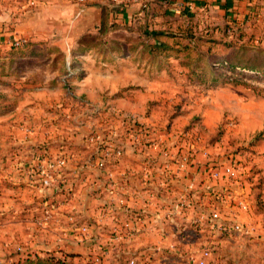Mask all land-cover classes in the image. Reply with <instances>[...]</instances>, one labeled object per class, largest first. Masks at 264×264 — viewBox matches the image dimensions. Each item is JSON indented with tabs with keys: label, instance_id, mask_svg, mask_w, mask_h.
<instances>
[{
	"label": "rangeland",
	"instance_id": "1",
	"mask_svg": "<svg viewBox=\"0 0 264 264\" xmlns=\"http://www.w3.org/2000/svg\"><path fill=\"white\" fill-rule=\"evenodd\" d=\"M47 19L36 26L41 36L36 40L13 34L8 39L29 43L0 46V258L18 253L55 255L68 264H129L132 259L135 264H191V254L199 257L209 247L208 264H264V73L221 61L234 50L210 42L215 34L155 37L127 24L80 32L58 14ZM156 40L162 42L159 48ZM251 58L264 61V44L249 43L234 62ZM121 96L146 106V129L198 157L202 171L231 160L244 167L250 208L240 219L248 233L223 234L190 220L178 234L176 254L171 248L155 256L126 250L104 261L98 252L53 254L31 244L50 225L48 209L30 208L40 200L33 192L27 193L32 200L25 208L22 195L6 193L4 181L11 177L5 172L16 167L7 158L18 155L28 162L30 154L45 150L96 151L93 142L110 131L129 137L131 122L115 112L126 103ZM223 183L212 182L220 188Z\"/></svg>",
	"mask_w": 264,
	"mask_h": 264
},
{
	"label": "crops",
	"instance_id": "2",
	"mask_svg": "<svg viewBox=\"0 0 264 264\" xmlns=\"http://www.w3.org/2000/svg\"><path fill=\"white\" fill-rule=\"evenodd\" d=\"M51 13L80 32L111 24H127L141 31L172 30L191 21L195 29L204 27V33L220 36L223 26L232 23L233 31L243 33V40L264 44V0H0V46H6L8 36L13 34L36 40L40 36L36 26L44 25ZM120 99L126 103L118 104L115 112L131 122L129 137L109 130L93 142L96 145L87 143L95 145L96 151H63L67 161L52 178L42 177L37 167L44 158L64 155L59 151L30 154L28 162L18 155L7 158L14 160L16 167L5 172L11 177L8 180L15 182L3 184L6 193L22 195L19 200L25 208L32 200L27 193L33 192L40 200L30 208L44 205L43 209H48L47 222L51 226L32 238L31 244L36 247L56 254L89 256L90 252H98L103 261L114 252L126 250L154 254L171 248L177 252L181 227L190 220L194 223L203 209L199 195L204 193L203 204L210 201L203 188L208 176L200 168L198 157L190 160L186 170L181 169L177 159L184 150L179 152L169 139L165 141L146 129L147 107L130 97ZM192 179L196 181L195 189L186 191ZM182 194L194 206L179 208L166 219L165 213ZM84 226L86 232L81 231ZM36 239L41 244L37 245ZM9 254L0 258L2 264H15L21 256Z\"/></svg>",
	"mask_w": 264,
	"mask_h": 264
},
{
	"label": "built area",
	"instance_id": "3",
	"mask_svg": "<svg viewBox=\"0 0 264 264\" xmlns=\"http://www.w3.org/2000/svg\"><path fill=\"white\" fill-rule=\"evenodd\" d=\"M112 2H118L119 0H110ZM136 1V0H135ZM190 8L193 7L192 4L189 5ZM7 42L11 46L19 47L27 42L26 38L19 37H9ZM95 138V137H93ZM92 138V139H93ZM114 147L110 145V148ZM192 158L187 155H181L177 159L178 166L181 169L186 170L189 162ZM67 161L64 156H59L55 158H44L38 168V171L42 177L52 178L53 172L62 167ZM244 167L234 160L225 162L220 165H215L213 167H207L203 172L207 173L208 180L203 182L204 192H206L210 201L203 204V195L200 196L199 203L203 208L199 213L198 218L194 223L207 224L211 230L221 232L223 234H230L232 232L248 233L249 230L246 229L244 223H242L240 217L242 213H245L250 208L249 193L247 192V185L242 177ZM224 181L223 186L215 187L212 184L213 181ZM49 184V183H48ZM47 184V186H48ZM196 181L193 179L187 185L186 191L195 189ZM186 194L180 196V200L173 203L170 210L165 213V218L170 219L173 214L179 208L193 207V203L187 201ZM226 212V215H223ZM88 228L86 226L81 228V231L86 232ZM213 256L211 249L208 247L203 248L202 253L199 257L191 254L189 256V262L191 264H208V260ZM129 264H135V260L132 259Z\"/></svg>",
	"mask_w": 264,
	"mask_h": 264
},
{
	"label": "trees",
	"instance_id": "4",
	"mask_svg": "<svg viewBox=\"0 0 264 264\" xmlns=\"http://www.w3.org/2000/svg\"><path fill=\"white\" fill-rule=\"evenodd\" d=\"M233 24L232 23H227L226 25L223 26V28L221 29V35L218 36V38L210 41V42H219L221 43L223 46L226 47L227 50H234L230 52V55L228 57L222 58L221 61L225 62V63H229L232 66L235 67H243L245 69H250V70H257V71H261L264 73V67L262 68V66L264 65V61H255L254 59L251 58V60L244 64V63H235L234 62V57L235 55H243L244 53V47H249V43L254 44V42H250L247 40H243L242 36L243 33L241 31L236 32V30L233 31ZM204 27L199 30V29H195V24L192 23L190 21L189 24L184 25L182 23L178 24L177 27L175 29L172 30H143L145 32L151 33V35L155 36V37H166V36H173V37H197L198 33H203L205 35H208L207 33H204ZM210 35V34H209ZM211 40V39H209ZM29 43V40H27V42L25 44H23L22 46L16 47V48H20L23 47L25 45H27ZM155 47L159 48L160 45L162 44V42L160 40H156L155 42ZM222 63V62H221ZM10 182L12 181H7L5 180L4 183L7 185H13ZM166 250V249H164ZM170 252H173L171 250H169ZM147 253H150L149 251H146ZM160 251H156L154 254H159ZM163 252V251H162ZM66 254H68V252H64ZM62 253V254H64ZM161 253V252H160ZM53 254H56L55 252ZM61 254V253H60ZM70 255H73V253H69ZM142 254V253H141ZM152 254V255H154ZM176 254V252H175ZM178 255V254H177ZM155 256V255H154ZM17 263L15 264H68L64 259H59L57 257H55V255H50L47 257H43L40 255H35V256H31L28 254H22L20 256V258L16 261Z\"/></svg>",
	"mask_w": 264,
	"mask_h": 264
}]
</instances>
